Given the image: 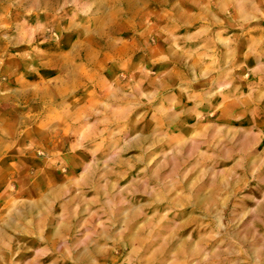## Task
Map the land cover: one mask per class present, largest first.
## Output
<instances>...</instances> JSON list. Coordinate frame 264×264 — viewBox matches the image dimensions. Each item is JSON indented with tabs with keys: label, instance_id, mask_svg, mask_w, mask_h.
Wrapping results in <instances>:
<instances>
[{
	"label": "rangeland",
	"instance_id": "obj_1",
	"mask_svg": "<svg viewBox=\"0 0 264 264\" xmlns=\"http://www.w3.org/2000/svg\"><path fill=\"white\" fill-rule=\"evenodd\" d=\"M0 264H264V0H0Z\"/></svg>",
	"mask_w": 264,
	"mask_h": 264
}]
</instances>
